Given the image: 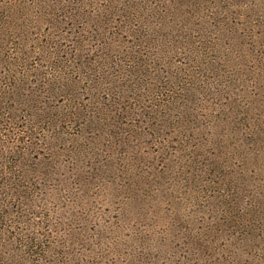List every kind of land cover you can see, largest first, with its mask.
I'll return each mask as SVG.
<instances>
[{
	"label": "rangeland",
	"instance_id": "obj_1",
	"mask_svg": "<svg viewBox=\"0 0 264 264\" xmlns=\"http://www.w3.org/2000/svg\"><path fill=\"white\" fill-rule=\"evenodd\" d=\"M0 51V264H264V0H0Z\"/></svg>",
	"mask_w": 264,
	"mask_h": 264
},
{
	"label": "trees",
	"instance_id": "obj_2",
	"mask_svg": "<svg viewBox=\"0 0 264 264\" xmlns=\"http://www.w3.org/2000/svg\"><path fill=\"white\" fill-rule=\"evenodd\" d=\"M19 54L22 55V53ZM6 58L0 51V62L8 68V71L14 73V76L16 75L14 78L16 83L17 80H22L23 77H26V79L32 77L28 75V69L26 65L22 63L21 59L12 62L9 60L7 61ZM18 86L17 84L6 85L3 89H0V148H3L2 142L5 141L6 137L12 139V143L16 140L15 143L22 142L24 146L32 145L30 140L33 138V134L31 133L30 125L35 126V117L33 113H28L27 109L24 111L20 109V106H26V108L31 107L21 105V103L16 101L17 99L15 97H10L13 91L18 90ZM21 122L23 124L17 127V124ZM8 142L7 140L6 143ZM9 174H12L11 169L7 171L5 166L0 169V201L5 200L9 195V191L14 187L11 184V182L14 183V181L10 178L11 175ZM1 196H3V198H1Z\"/></svg>",
	"mask_w": 264,
	"mask_h": 264
}]
</instances>
